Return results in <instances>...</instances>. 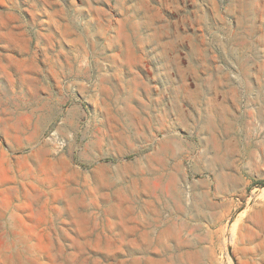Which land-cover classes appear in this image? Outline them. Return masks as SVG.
<instances>
[{
    "label": "rangeland",
    "instance_id": "obj_1",
    "mask_svg": "<svg viewBox=\"0 0 264 264\" xmlns=\"http://www.w3.org/2000/svg\"><path fill=\"white\" fill-rule=\"evenodd\" d=\"M0 264H264V0H0Z\"/></svg>",
    "mask_w": 264,
    "mask_h": 264
}]
</instances>
